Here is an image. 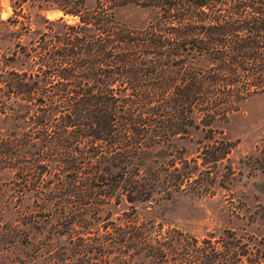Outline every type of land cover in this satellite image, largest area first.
<instances>
[{
  "label": "trees",
  "instance_id": "obj_1",
  "mask_svg": "<svg viewBox=\"0 0 264 264\" xmlns=\"http://www.w3.org/2000/svg\"><path fill=\"white\" fill-rule=\"evenodd\" d=\"M9 3L1 205L45 222L49 245L66 236L79 264H262L231 229L198 238L163 215L175 193H214L234 147L214 122L264 94V0ZM128 7L146 23L122 20Z\"/></svg>",
  "mask_w": 264,
  "mask_h": 264
},
{
  "label": "rangeland",
  "instance_id": "obj_2",
  "mask_svg": "<svg viewBox=\"0 0 264 264\" xmlns=\"http://www.w3.org/2000/svg\"><path fill=\"white\" fill-rule=\"evenodd\" d=\"M12 13L9 0H0V18L5 19ZM60 14L47 12V17L52 19ZM119 16L135 26L144 25L147 18L131 7L124 8ZM31 18H36L35 12ZM75 21L74 17L68 18L69 23ZM214 128L222 130L221 136L234 143L232 151L215 168L217 181L211 187L214 193L203 196L175 193L166 206L164 221L198 238L231 229L254 252L256 249L264 252V94L253 95L226 121L214 122ZM197 137L199 133L192 141L184 142L193 155ZM1 204L0 264H79L66 236L54 239L49 245L47 237L51 235L42 228L45 222L32 227L28 218ZM42 220L35 219L39 223ZM37 242L47 243V248H39Z\"/></svg>",
  "mask_w": 264,
  "mask_h": 264
}]
</instances>
